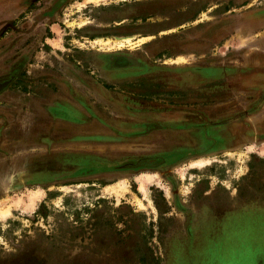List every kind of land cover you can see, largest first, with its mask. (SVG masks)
<instances>
[{"label": "rangeland", "instance_id": "rangeland-1", "mask_svg": "<svg viewBox=\"0 0 264 264\" xmlns=\"http://www.w3.org/2000/svg\"><path fill=\"white\" fill-rule=\"evenodd\" d=\"M263 30L264 0H0V264H264L218 235L264 208Z\"/></svg>", "mask_w": 264, "mask_h": 264}, {"label": "crops", "instance_id": "crops-1", "mask_svg": "<svg viewBox=\"0 0 264 264\" xmlns=\"http://www.w3.org/2000/svg\"><path fill=\"white\" fill-rule=\"evenodd\" d=\"M264 34V30H263ZM261 45V49L264 47V37L261 38V41L259 42ZM257 110H254L253 113L255 114ZM253 113L248 114L247 117H251L254 115ZM237 121L230 122V124H235ZM261 125V124H260ZM253 128V131H255L256 126H251ZM249 206H252L254 208H251ZM246 208V209H245ZM256 211V212H253ZM207 212V215L211 216L210 213ZM244 216L248 218V224L246 225H237L235 222L238 220V217ZM248 215V216H247ZM264 217V209L259 204H248L241 206L240 208H237L234 212L228 214L227 216L221 218L220 226H219V235L223 237L225 240L231 241H239L241 242L244 247L237 246L239 251H243L242 253H245L244 255L249 257V254H251V259L253 263L257 260L259 256L264 255V249L262 246H258L259 244H251L248 241V237H252L255 234H261L263 233L262 229V219ZM231 225V226H230ZM230 242H228L226 245L227 250L231 249ZM233 246V245H232ZM222 250L220 253L225 252Z\"/></svg>", "mask_w": 264, "mask_h": 264}, {"label": "flooded vegetation", "instance_id": "flooded-vegetation-1", "mask_svg": "<svg viewBox=\"0 0 264 264\" xmlns=\"http://www.w3.org/2000/svg\"><path fill=\"white\" fill-rule=\"evenodd\" d=\"M259 66V65H258ZM250 72H253V74H258V73H261V74H263L264 73V71H256V69H253V70H248V71H246V72H243L242 74H238L237 76H235L234 77V79H235V83H236V86H237V88L238 89H246L247 87H264V74H263V76H262V81L261 82H256V83H253L252 84V81L250 82V80H252L251 79V77H250ZM260 109V104H257V106L255 107V105L253 106V108H251V112H245L244 114H242V115H239V116H236L231 122H233V121H238V118L239 117H241V116H243V115H246V117L244 118L245 119V121H248V122H250V121H252L253 119L255 120L256 118H253V119H251L252 118V116L251 117H247L248 116V114H250V113H253V111L254 110H259ZM254 114V113H253ZM255 116H256V113L254 114ZM247 122V123H248ZM253 126V125H252ZM238 135H241V134H238ZM247 135V134H246ZM242 136V135H241ZM247 137H254V131H253V133L251 134V135H247ZM248 204H250V205H252V204H256V203H248ZM248 204H245V205H248ZM244 206V205H243ZM240 208V207H239ZM264 209V208H263ZM204 211V210H203ZM203 215V217L204 218H206V219H208L209 217H211V216H209V215H207V212H206V210L202 213ZM218 235H219V232H218ZM215 236H217L216 234H215ZM220 236V235H219ZM218 236V237H219ZM220 237H222V236H220ZM222 239H223V237H222ZM222 250V249H221Z\"/></svg>", "mask_w": 264, "mask_h": 264}, {"label": "water", "instance_id": "water-1", "mask_svg": "<svg viewBox=\"0 0 264 264\" xmlns=\"http://www.w3.org/2000/svg\"><path fill=\"white\" fill-rule=\"evenodd\" d=\"M7 84V81H3L0 83V89H2Z\"/></svg>", "mask_w": 264, "mask_h": 264}]
</instances>
